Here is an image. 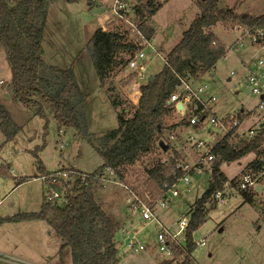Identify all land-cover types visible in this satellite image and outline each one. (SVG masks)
Masks as SVG:
<instances>
[{"label":"rangeland","instance_id":"1","mask_svg":"<svg viewBox=\"0 0 264 264\" xmlns=\"http://www.w3.org/2000/svg\"><path fill=\"white\" fill-rule=\"evenodd\" d=\"M7 1L16 3L19 0ZM111 1L88 0V3L90 6L96 4L102 13L103 20L109 21L112 18L107 13L106 5ZM157 1L162 2L163 5L150 18L149 23L156 32L152 43L161 54L158 55L151 49H146L148 66L143 84L147 83L148 76H154L162 71L167 54L201 13L196 0ZM220 1L219 4L223 8L237 4L236 13L239 12L238 14L249 12L259 15L264 12V0H248L247 4L243 3V0ZM80 5L83 4L67 1L53 4L46 28L49 31L47 38L50 37L47 62L51 65L70 68L73 67L75 58L81 53L73 68L81 89L87 96L88 132L92 137H97L107 130L118 127V112L125 109L126 117L130 118L133 115V102L123 86L132 85L136 80V74L129 71L126 66L111 74L106 86L115 87L112 94L100 84L88 50L92 35L90 28L92 30L97 24L98 11L83 13L80 11ZM128 16L136 24L140 22L135 11H131ZM86 23H88L87 26ZM106 23L109 27L108 31L121 28L120 31L126 32L128 36L129 32L125 30L128 26L127 21L119 19ZM236 23L238 21H230L227 24L218 23L215 26L217 36L228 49L227 55L196 82L197 86L203 85L205 89L203 96L206 99L211 96L216 97L206 122L194 127L188 123V116L183 117L174 112L172 117L167 118V123L172 124L183 119L184 124L177 125L171 130L164 129L163 137H168L170 131L175 133V138H165L167 141L165 143L170 145V149L142 155L134 165L125 168L126 176L122 181L114 178L107 179L98 191L105 209L118 221V226L121 219L125 217L127 219L129 214L133 215V220L128 222V224L131 223L130 226L126 227L131 232L125 233L124 228L120 227L116 233L121 264H169L173 256L167 251H161L158 240L161 224L171 234L180 231V221L184 217L190 221V210L195 200L210 186L212 163L205 164L207 170L204 174L192 176V182L195 183L193 188L178 180L176 189L181 192V195L174 198L166 208L158 203L153 206V212L160 223L155 220H143L142 208L128 204V199L134 196V192L139 189L138 185L148 187L146 182L149 176L148 171L156 161L162 160L173 165L172 160L176 159L174 163L176 167L186 162L194 164L199 159L200 153L190 146V136L214 145L223 135L221 129L209 124L211 114L222 118L245 110L252 115L245 122L244 129L259 118L264 119V108L260 106V97L252 93L246 82L249 68L254 66L258 57L264 55V48L249 39L240 41L238 33L234 30ZM11 77L12 70L6 47L0 42V81H4L3 84L0 83V103L7 108L12 119L22 126L16 137L10 141H6V136L0 131V215L3 217L20 212H36L42 208L45 185L41 179H33L41 175L35 152L49 171H58L65 167L93 172L103 164L102 157L89 140L79 135L72 127L63 128L60 131L50 111H47L45 119L33 116L32 110L21 104L14 92L8 88ZM113 94L119 96V102L122 104L118 109L110 100V95ZM213 131L216 133H212ZM251 157L252 153L238 161L224 163L222 170L231 178L240 172ZM7 166L10 168L7 169ZM256 173L259 176L258 185L263 188L260 191H257L256 187L253 188L252 202L247 201L242 193H231L226 203H218L216 207L210 209L206 221L193 233L195 241L205 240V245H199L194 252L198 264H264V168ZM47 227L49 229L47 228L46 231L27 222L0 224V264H60L58 253L62 239L50 226ZM221 228L222 231H220ZM186 231L177 235L180 241L185 240ZM133 235L145 246L139 252L126 248L127 238ZM66 263L71 264L70 255L67 256ZM174 264H180V261Z\"/></svg>","mask_w":264,"mask_h":264},{"label":"trees","instance_id":"2","mask_svg":"<svg viewBox=\"0 0 264 264\" xmlns=\"http://www.w3.org/2000/svg\"><path fill=\"white\" fill-rule=\"evenodd\" d=\"M54 1L58 0H19L16 3L0 0V42L6 47L12 70L8 85H12L16 99L32 110L33 116L45 119L47 111H50L60 131L72 127L79 135L86 137L102 157L103 164L93 172L75 168L77 179L68 190L64 203L44 199L40 211L20 212L7 217L0 215V223L46 221L62 239L58 253L60 264H67L68 255L71 256V264H121L116 241V233L120 229L118 221L105 209L98 194L99 189L107 179L122 181L126 176L125 168L134 165L142 155L163 150L160 142L165 128L171 130L184 124L183 119L167 123V118L176 112L175 106L169 104L168 100L180 84V76L199 79L227 55L228 49L218 38L214 27L218 23L238 21L251 32L264 30V13L238 14L237 4L223 8L220 0H196L201 13L167 54L162 71L141 85V95L138 104L133 105V115L126 117L125 109L118 112V127L92 137L88 132L87 96L73 69L51 65L45 60V29L49 7ZM162 5L157 0H137L135 12L140 18L138 27L147 38L155 36V29L149 20ZM138 48L126 32L120 30L108 31L98 27L90 37V57L100 84L111 94L115 87L106 86L108 78L119 68L125 67ZM110 100L116 109L122 105L117 95H110ZM21 128L0 103V131L6 136V141L13 140ZM263 134L264 127L259 136L247 139L241 138L233 129L217 141L213 149L216 157L212 163L210 186L195 200L194 209L190 210L185 236L187 248L179 246L175 251V260L178 258L180 264H198L194 257L198 248L193 233L206 221L210 209L218 204L214 194L230 179L222 170V165L238 161L252 152L261 155ZM35 155L41 174L50 173L36 152ZM175 160H172L173 165L158 160L149 169L146 182L148 190L156 197L165 195L184 175L185 170L176 167ZM263 166L264 162L259 159L248 164V168L256 172L262 171ZM252 191L253 188L241 192L249 202L253 201ZM175 260L168 263L174 264Z\"/></svg>","mask_w":264,"mask_h":264},{"label":"built area","instance_id":"3","mask_svg":"<svg viewBox=\"0 0 264 264\" xmlns=\"http://www.w3.org/2000/svg\"><path fill=\"white\" fill-rule=\"evenodd\" d=\"M136 3L137 0H112L107 7V13L109 14L110 18H112L109 21H117L119 19L127 21L128 26L125 27V30L129 32L128 36L139 47L138 50L130 56L126 65L129 71L136 74V80L134 81L135 84L133 82L132 85L129 84V86H123V89L128 92V96L131 98L130 100H132L133 105H137L139 102L142 88L140 86L143 84L142 81L146 77L148 66V52L146 49L149 48L156 54H161L152 43V38H147L145 34H143V32L139 29L138 24L128 18V14L131 11H135ZM109 21H104L103 23V28L105 30L109 28L106 23ZM120 30L122 29L120 28ZM234 30L236 33H238L240 41L241 39H249L251 42H254L258 45H264V43H262L264 39L263 29H258L256 32H251L248 27L236 23ZM235 48L238 49L237 46H235ZM164 63L166 64L165 60ZM248 73L249 74L246 76V82L252 93L260 97V106L264 108V55L260 58L258 57V60L254 63V66L249 68ZM125 76H128V74H125ZM197 81L198 80L193 77L180 76V84L177 86V89L175 92H173L170 99L168 100L169 104L175 106L177 113L181 114L183 117L188 116V123L194 127H198L199 125H202V123L204 124V122H206V119L208 118L207 115L212 108V103L216 100L215 96H211L206 99L203 96L205 89L203 85L197 86ZM0 83L3 84L4 81L1 80ZM179 103H181L183 106L181 109H178L177 105ZM243 120L242 112L229 114L222 118H219L216 114H211L209 117V124L221 129L223 135L233 129L235 130V133L241 138L253 139L260 135L261 130L264 127V120L261 124L258 122L247 129H242L241 126L243 124ZM212 133L215 134L216 132L213 131ZM221 137H219L217 141ZM165 138H175L174 132H171L168 137H161V140L166 141ZM189 144L192 148L200 153V157L194 164H178L179 167L185 170V173L182 178L179 179V182L183 181L187 186L193 188L195 183L192 182V176L196 174H204V172L207 170V168H205V164H211L213 161H215L214 159L216 155L213 152V149L216 143L214 145L208 144L203 139L190 136ZM260 149L262 150V154L259 160L264 161V134ZM111 173L114 174L113 171ZM77 174V169L74 168L61 170L58 169V171L52 170L47 174L42 173L40 176H38V178L35 179H41L44 182V199L46 201L64 203L67 198V192H69L68 190L74 186V183L77 179ZM258 178L259 176L256 171L248 169L247 171H244L238 178H230L225 181L223 187L214 194V198L218 203H226L231 193H241L242 191H248L251 188L257 187L259 184ZM177 185L178 183H175L173 187L165 193V195L160 197H156L150 190H148V187H140V185H138L139 189L134 192V196L128 199V204H133L135 207L137 206L142 208L143 220H155L160 223L158 217L155 216L153 212V206L158 203L162 207L166 208L168 204L172 203L174 198L179 197L181 192L176 189ZM192 209H194V206ZM188 223L189 220L184 217L180 221V231H178L176 234H171L170 231L163 224H161V230L158 233V240L161 247L160 249L161 251H167L168 254H171L173 256L171 260H175V251L180 248L179 246L187 248L186 239L184 241H180L177 235L186 230ZM195 242L197 247L199 245H205L204 239ZM125 245L127 246V249L134 252H139L145 247L135 238V235L128 237ZM177 259L175 262L178 261Z\"/></svg>","mask_w":264,"mask_h":264},{"label":"crops","instance_id":"4","mask_svg":"<svg viewBox=\"0 0 264 264\" xmlns=\"http://www.w3.org/2000/svg\"><path fill=\"white\" fill-rule=\"evenodd\" d=\"M61 1H63V0H58V1H54V2H52L51 3V5H50V7H49V14H48V18H47V24H46V28L48 27V24H49V16H50V12H51V8H52V6H53V4L55 3V4H57V3H60ZM243 3H245V4H247V2H248V0L246 1V0H243L242 1ZM69 3H72V2H69ZM74 3H79V4H83V5H80L81 6V9H80V11H82L83 13H85V12H89V13H91L92 11H98L96 14H97V16H96V22H97V24H96V26H94L93 28H92V30H91V28H90V31H91V33L93 34V32L95 31V29L96 28H98V27H103V23H104V20H103V17L101 18V15H102V13L99 11L100 9L98 8V6H96V4L95 5H89V3H88V0H79V1H76V2H74ZM95 3H99V2H97V1H95ZM108 5L109 4H107L106 6L108 7ZM244 5V4H243ZM60 6H62V5H60ZM234 6V5H233ZM99 9V10H98ZM95 13V12H94ZM239 13V12H238ZM247 13V12H246ZM246 13H244V14H246ZM249 13V12H248ZM264 13V12H263ZM262 13V14H263ZM250 14H252V13H250ZM252 15H258V14H252ZM259 15H261V14H259ZM88 25V23H86V26ZM215 28V27H214ZM45 41H44V48H45V60H46V62L48 61L47 60V57H48V49H47V47H48V41H49V38H47V36H49L48 35V33H49V31L47 30V29H45ZM215 31V30H214ZM216 33V32H215ZM92 36V35H91ZM90 36V37H91ZM219 38V37H218ZM87 39H89V37L87 36ZM221 42H222V40H220ZM262 48H264V45L263 46H261ZM80 55H81V53H79V55H78V57H76L75 58V61L73 62V67L76 65V63H77V61H78V59H79V57H80ZM48 63V62H47ZM73 67H70V68H72L73 69V71H74V73H75V75H76V78H78L77 77V74H76V71H75V69L73 68ZM78 80V79H77ZM249 87V86H248ZM242 113H243V124H242V126H241V128L242 129H244V125H245V122L247 121V120H249V118H250V116L252 115L251 113H248V112H245V110H242ZM263 117H261V118H259V120H257V121H255V120H253V121H255V122H252L250 125H248L249 127H251L253 124H257L258 122L261 124L262 122H263ZM247 126V127H248ZM245 129H247V128H245ZM171 132H173V131H171ZM175 134V133H174ZM251 154V153H250ZM261 157V155H258L256 152H252V157H251V159H249V162H247V163H245L244 165H243V168L240 170V172L239 173H236L233 177H231V179H233V178H238L244 171H247L249 168H248V164L250 163V162H252L253 160H257V159H259ZM196 162V161H195ZM264 162V161H263ZM187 163V162H186ZM264 167V166H263ZM8 168H10V167H8L7 166V169ZM230 178V177H229ZM34 180H38V179H35V177L33 178ZM43 203H44V201H43ZM42 206H43V204H42ZM128 218L126 219V217L125 218H123V219H121L120 220V226H119V228L121 227V228H124L123 230L125 231V233H130L131 232V230H129L128 228H126L127 226H130V224H128V222H130V221H132L133 219V215H130L129 214V216H127ZM131 219V220H130ZM30 223V224H34V226L35 225H37L38 226V228H43V229H45L46 231H47V226H49L48 224H47V222L46 221H44V220H32V221H21V222H13V221H6V222H3V223H0V224H6V223H8V224H24V223ZM39 222H45V223H39ZM42 224H45V225H42ZM49 229V228H48ZM49 234H50V231L48 232ZM117 241V240H116ZM119 258H120V256H119ZM121 259V258H120ZM23 261V260H22ZM52 263V262H51ZM121 263V262H120ZM123 264V263H122Z\"/></svg>","mask_w":264,"mask_h":264},{"label":"water","instance_id":"5","mask_svg":"<svg viewBox=\"0 0 264 264\" xmlns=\"http://www.w3.org/2000/svg\"><path fill=\"white\" fill-rule=\"evenodd\" d=\"M153 78H154V76L152 75V76L149 77L148 80L151 81ZM8 88L11 89V88H12V85H9ZM177 106H178V109H181V108L183 107L181 103H179ZM161 141H162V140H161ZM165 142H166V141H162V142H160V146L162 147V149H163L164 151H167L169 145H168L167 143H165ZM261 188H263V187H261V186H259V185L256 187L257 191H260ZM222 230H223V229L221 228L220 231H222Z\"/></svg>","mask_w":264,"mask_h":264}]
</instances>
